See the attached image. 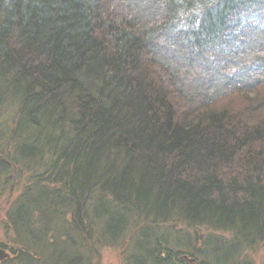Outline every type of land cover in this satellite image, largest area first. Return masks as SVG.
<instances>
[{
  "label": "trees",
  "instance_id": "16d2710c",
  "mask_svg": "<svg viewBox=\"0 0 264 264\" xmlns=\"http://www.w3.org/2000/svg\"><path fill=\"white\" fill-rule=\"evenodd\" d=\"M21 176L9 226L59 264L76 241L33 224L68 212L82 240L135 219L216 233L220 262L264 244V0H0V194Z\"/></svg>",
  "mask_w": 264,
  "mask_h": 264
},
{
  "label": "rangeland",
  "instance_id": "374dc122",
  "mask_svg": "<svg viewBox=\"0 0 264 264\" xmlns=\"http://www.w3.org/2000/svg\"><path fill=\"white\" fill-rule=\"evenodd\" d=\"M234 104L236 106L241 105L239 101ZM21 178V180L19 179L20 181L16 186L15 191L10 193L9 196V191L6 192V194H0V243H5L9 248H13L16 252L23 251L24 247L30 249L32 254L29 256L33 262H47L50 258L48 257V251H46L47 245L42 244L43 240L31 233L21 236L15 228L12 229L9 226V222L6 217L8 210H12L11 207L13 208L17 205L18 201L16 198H20L19 196L23 191V187L25 183H27V176H21ZM93 217L94 215H92V218ZM70 219V213L68 212L66 216L61 215L59 219L56 221L54 220V222L50 224L51 227L48 229H46V225L43 226L41 223H38V225L34 223L33 226L38 229H41L42 227L43 230H45L44 232H47L46 241L48 242L52 240L55 242L57 237L60 240H65L68 237L70 239L73 238L72 241H76L77 243L75 242L73 244L72 250L75 251L79 257L81 255V258L77 257L72 264H154L155 261L151 257L152 255H150V251L147 249L150 248L152 250L157 242L156 239L159 238H167L166 240L169 242L167 245H170L169 247H171L173 251L175 250L174 253H172V257L174 258L173 262H171L172 264H180V261L178 260H181V258L176 256L178 251L181 253H194V256L197 257L196 263L199 264H264V244H260V246L253 248H247V246L241 247L245 250H243L237 258L235 257L236 259L228 262L222 260L223 262H220L219 259H217L219 257L217 254L219 253H216L215 256L213 254L215 252L213 251L212 246L205 243L207 238L212 236L211 233L214 232L204 230L201 227L198 230L196 237L192 234L193 230L190 229L188 225L179 221L176 223L171 222L170 224L156 226L145 220H130L126 222L119 237L111 239L106 238L104 234H102L103 231L101 227L103 222L101 219H98L96 225L97 229H99L98 235L97 233L96 235H93V233L90 237L87 233L84 234L85 236L83 235L82 240L80 232L75 233L73 231L72 233H64L63 231H58V229H65V227H69L68 224ZM147 229L154 232L152 237H154L155 242L152 241L150 244L149 242H146V236L142 235L146 234L144 230ZM218 234L223 236L226 240L227 238L232 237L228 233ZM200 235L203 236L200 237ZM98 236L101 237V239L97 238ZM195 247L197 249L196 251L194 250ZM56 257L57 256L55 254L50 263L55 264ZM58 259L59 257L57 260ZM187 262L182 264H189ZM15 263H17V261ZM56 263H58V261Z\"/></svg>",
  "mask_w": 264,
  "mask_h": 264
},
{
  "label": "flooded vegetation",
  "instance_id": "af4514ba",
  "mask_svg": "<svg viewBox=\"0 0 264 264\" xmlns=\"http://www.w3.org/2000/svg\"><path fill=\"white\" fill-rule=\"evenodd\" d=\"M0 249L5 250V252H7L9 254L8 257H4L2 260H0V264H50V261H52V259H53L50 257V260L47 262L46 261L45 262H36V261L33 262L30 259V256H28L25 252H22V251L16 252L13 250V248H9L5 243H0ZM24 259H25V261H24ZM16 261H17V263H15ZM56 262H57V260L55 261V264H58ZM51 264H54V263H51ZM196 264H198V263H196Z\"/></svg>",
  "mask_w": 264,
  "mask_h": 264
},
{
  "label": "water",
  "instance_id": "95a60500",
  "mask_svg": "<svg viewBox=\"0 0 264 264\" xmlns=\"http://www.w3.org/2000/svg\"><path fill=\"white\" fill-rule=\"evenodd\" d=\"M9 254L7 252H5V250L0 249V260H2L4 257H8ZM193 261V260H191Z\"/></svg>",
  "mask_w": 264,
  "mask_h": 264
}]
</instances>
